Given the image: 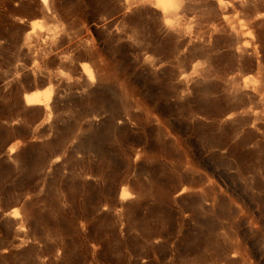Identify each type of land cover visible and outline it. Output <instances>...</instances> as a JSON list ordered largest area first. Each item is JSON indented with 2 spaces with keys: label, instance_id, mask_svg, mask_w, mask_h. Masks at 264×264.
I'll list each match as a JSON object with an SVG mask.
<instances>
[{
  "label": "rangeland",
  "instance_id": "rangeland-1",
  "mask_svg": "<svg viewBox=\"0 0 264 264\" xmlns=\"http://www.w3.org/2000/svg\"><path fill=\"white\" fill-rule=\"evenodd\" d=\"M180 1L0 0V264H264V0Z\"/></svg>",
  "mask_w": 264,
  "mask_h": 264
},
{
  "label": "bare ground",
  "instance_id": "bare-ground-1",
  "mask_svg": "<svg viewBox=\"0 0 264 264\" xmlns=\"http://www.w3.org/2000/svg\"><path fill=\"white\" fill-rule=\"evenodd\" d=\"M153 1H155L154 3H157L165 11V13L172 12L176 16H178L180 13L181 5H182L180 0H153ZM40 2L42 3L43 9H45L48 12L50 10V6H49L51 3L50 0H40ZM83 72L87 77V81L93 85L95 80L93 78L92 72L88 69V67L85 66L83 68ZM24 100L27 106H44L45 104H46V108L48 106L47 103H44L40 95L36 92L26 94Z\"/></svg>",
  "mask_w": 264,
  "mask_h": 264
}]
</instances>
